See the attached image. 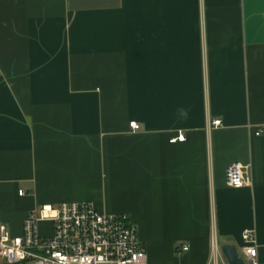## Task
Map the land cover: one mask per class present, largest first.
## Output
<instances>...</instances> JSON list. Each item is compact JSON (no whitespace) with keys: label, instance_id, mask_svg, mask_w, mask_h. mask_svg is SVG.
Here are the masks:
<instances>
[{"label":"crops","instance_id":"crops-1","mask_svg":"<svg viewBox=\"0 0 264 264\" xmlns=\"http://www.w3.org/2000/svg\"><path fill=\"white\" fill-rule=\"evenodd\" d=\"M259 129L264 0H0V225L15 236L34 208L89 202L130 217L147 264H210L214 237L240 257L244 230L264 264ZM236 162L250 187H227Z\"/></svg>","mask_w":264,"mask_h":264},{"label":"built area","instance_id":"built-area-1","mask_svg":"<svg viewBox=\"0 0 264 264\" xmlns=\"http://www.w3.org/2000/svg\"><path fill=\"white\" fill-rule=\"evenodd\" d=\"M221 122V119L214 120L212 126L219 128ZM130 128L138 131L140 125L133 121ZM263 133V129H259L255 135ZM185 139L180 132L170 142ZM225 182L233 189L250 187V166L236 162L227 167ZM23 194L19 191V195ZM44 222L53 225V233L48 236L40 233V224ZM23 226V233L15 236L6 225H0V261L3 264H147V250L130 217L101 213L89 202L34 208ZM242 241L240 257L245 264H261L255 231L244 230ZM211 248L210 264H229L215 237ZM188 250V246L183 245L179 252Z\"/></svg>","mask_w":264,"mask_h":264},{"label":"water","instance_id":"water-1","mask_svg":"<svg viewBox=\"0 0 264 264\" xmlns=\"http://www.w3.org/2000/svg\"><path fill=\"white\" fill-rule=\"evenodd\" d=\"M224 258L229 264H245L241 257L238 255L237 248L231 244H225L221 248Z\"/></svg>","mask_w":264,"mask_h":264},{"label":"rangeland","instance_id":"rangeland-1","mask_svg":"<svg viewBox=\"0 0 264 264\" xmlns=\"http://www.w3.org/2000/svg\"><path fill=\"white\" fill-rule=\"evenodd\" d=\"M45 223V222H44ZM42 224V223H41Z\"/></svg>","mask_w":264,"mask_h":264}]
</instances>
